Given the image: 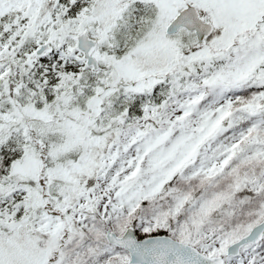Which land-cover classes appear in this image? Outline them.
<instances>
[{
    "label": "snow or ice",
    "instance_id": "snow-or-ice-1",
    "mask_svg": "<svg viewBox=\"0 0 264 264\" xmlns=\"http://www.w3.org/2000/svg\"><path fill=\"white\" fill-rule=\"evenodd\" d=\"M0 264H264V0H0Z\"/></svg>",
    "mask_w": 264,
    "mask_h": 264
}]
</instances>
